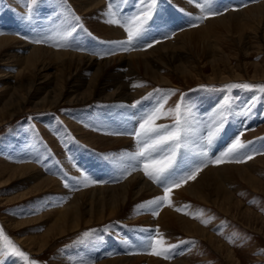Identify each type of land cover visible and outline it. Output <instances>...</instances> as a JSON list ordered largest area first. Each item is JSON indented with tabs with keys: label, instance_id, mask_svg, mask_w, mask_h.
Wrapping results in <instances>:
<instances>
[{
	"label": "rangeland",
	"instance_id": "374dc122",
	"mask_svg": "<svg viewBox=\"0 0 264 264\" xmlns=\"http://www.w3.org/2000/svg\"><path fill=\"white\" fill-rule=\"evenodd\" d=\"M99 1H101L100 7L86 12V9H82L79 0H39L34 6L32 18L28 19L26 0H0V36H12L18 40H24V43L30 46L29 49L34 46L44 47L51 51L85 55L96 61L149 51L168 41L173 43L177 41L180 44L175 46L182 48H176L174 53L161 58L162 60L152 61L148 67L132 69L130 65L113 66L98 80V87L103 82L126 84L128 93L135 96L131 100L104 99L93 95L85 102L62 103L57 108L44 111L36 110L33 105L45 95L47 90L53 91L58 85L57 88L60 90L64 88V90H71L78 94L87 88L95 69L78 71L73 69L72 72L67 70L63 72V77H60L53 63L54 68L31 75L37 86L29 88L28 82L21 86V78L14 76L19 71V67L16 66L19 64L17 60H9L8 64L0 61V90L7 88L15 93L22 90L23 92H18L15 97L19 96L23 100L28 93L32 101L28 103L29 109L18 112L14 117H8L0 125V163L9 160L19 161V163L30 162L44 175L55 178L61 185V188L55 191L54 189L43 190L22 201L16 200L8 204H5L8 198L29 189L31 183L21 180L0 188V226L13 242L28 254V260H35L37 264H97L105 259L131 257L137 254L145 255L138 264H151L150 262L154 259H159V264H236L235 260L227 257V250L221 251L201 234L188 233L180 227L167 232L166 229L145 221V217L155 214L151 209L141 211L138 206L149 201L152 198L150 195L144 199L129 202L119 214L111 218L85 226L76 231L77 233L70 234L67 239L51 244L42 254L33 253L24 244L23 237L39 235L46 230L45 220L35 222L34 219L48 213L51 209L63 206V203L66 204L77 193L86 189L98 186L118 187L132 176L140 174L151 186L159 190V196L164 194L163 187L145 176L142 168L137 167L136 170H131L135 162L129 161L126 157L120 158L121 153L136 151L135 138L126 134H112L117 131L130 132L138 128L141 117L150 111L164 94L154 93V89L177 90L174 95L168 97L163 111L174 108L181 94H186L188 102L192 105L194 117L192 139L195 142L191 144L190 150L182 149L183 153H187V158L179 162L180 170L177 176L187 174L195 166L192 163L194 160L198 162L205 159L197 155L200 151V138L207 134L204 125L210 124L211 118L226 97L231 100L232 114L221 135L208 148L206 159L209 162L200 173L207 171L210 167L219 168L221 164L224 165V163L217 165L211 161L224 153L240 132H244L241 138L243 141H252V144L248 145V149L256 153L252 159L259 157L264 159V92L244 88H224L225 85L233 83L264 84L263 76L254 77L256 70L253 65L258 63L264 67V25L259 24L258 20H253L254 29L252 27L248 29L245 23L246 14L243 12L246 8L264 0H211V9L220 14L209 17L203 22L197 20V17L202 15L198 6L202 0H158L156 12L152 21L149 22L147 31L128 50H124L120 44L116 43L127 39L125 29L108 23L107 4L109 0ZM140 6L139 0H124L120 4L119 11L124 16H131L139 10ZM231 12L233 16L227 17L225 25L216 20ZM70 13L71 16H78L79 22L72 19ZM211 19L216 22L210 23L213 21ZM66 20L69 21L67 25ZM77 23L82 27H77V31L72 34L65 46H59L64 42L60 40L57 32H63L67 27ZM193 24L197 26H191ZM211 24L214 31L208 39L196 36L197 33L194 35L195 38L186 36L177 38L184 31L197 30L198 32ZM100 25L117 30V32L106 37V32L98 28ZM49 37L51 39H48ZM37 39L44 42L35 43ZM155 41L160 42L155 43ZM149 43L153 46L147 47ZM214 45L217 48H214ZM17 53L24 55L28 53V50L20 49ZM105 53L112 54L105 55ZM214 53H217L216 58L221 56L225 59V63L221 62L213 66L210 60L213 59ZM185 68L190 71L184 72ZM220 71H225L229 78L222 79ZM153 72H157L159 76L156 77ZM44 73L51 76L50 81L40 84L42 79L39 78ZM162 76L170 77V81L156 80L158 78L161 80ZM19 84L20 87L18 86L17 90L12 88ZM111 87L107 92H112L116 86ZM141 91L144 92L141 93ZM149 93L153 95L149 96ZM10 95V92L9 95L0 92V115L3 114L1 112L3 105ZM144 97L148 98L142 99ZM138 100L141 101L139 105L135 108L130 107ZM173 119L172 116H162L156 123L170 125ZM86 133L108 137L111 140L129 138V141L113 146V148H103L86 139L84 136ZM111 154H117L116 159L119 163H113L111 159L106 158ZM235 159L239 157L233 158V162H227V164L235 163ZM262 164L264 163L259 162V165ZM125 169L131 171V174H127ZM84 173L94 180L104 182L85 187L76 179ZM258 176L264 181V171L261 176ZM66 179L67 186L65 185ZM219 180L223 181L221 184L224 188L227 186V190L231 189L230 193L242 200L244 208L248 207L264 218L263 191L252 189L250 184L237 177L232 181H225L219 176ZM214 189L212 187V191L215 192ZM61 193L67 197L70 195V197L63 202H58V197L60 199L64 197ZM171 200L173 205L169 206V209L181 213L212 233L225 247H229L228 249L234 252L239 264H264L263 221L253 220L249 224L247 219L235 217L214 202L198 197L185 196L176 200L175 188L172 190ZM167 206L165 204L159 209V216L163 208ZM177 208L183 210L177 211ZM159 216L155 215V218ZM202 220H207L208 223H202ZM16 221H26V224L21 229L15 228L12 223ZM157 228L167 244L176 245L169 259L149 254L148 238L156 234ZM89 230H93L91 235L85 237L83 234ZM28 260L10 253L0 255V264H28Z\"/></svg>",
	"mask_w": 264,
	"mask_h": 264
},
{
	"label": "bare ground",
	"instance_id": "6f19581e",
	"mask_svg": "<svg viewBox=\"0 0 264 264\" xmlns=\"http://www.w3.org/2000/svg\"><path fill=\"white\" fill-rule=\"evenodd\" d=\"M79 2H80V5L82 6V9L87 10L86 12H90L91 10L97 8L98 6L99 7L101 6V1L99 0H79ZM243 12L246 14L247 21L245 20L246 22L245 21L244 22L246 23V26L248 27V29L249 28L251 29V27L253 28V24H252L253 20L254 21L258 20L259 24L264 25V1L260 3L258 2V4L251 6L249 8H246ZM231 13L224 15L220 18H217L216 20L222 22V25H225V23L227 22L226 21L227 17L229 18L233 16V13L232 14ZM211 22H213L212 24H214V22L216 21L213 20V21H210V23ZM212 24L208 27L205 26L206 28L204 27L202 28V30L198 32L197 30L196 31L195 30L184 31L180 33L177 38L182 37V36H186L188 38L194 37L195 33H197L198 35L196 36H199L202 39H205V38L208 39L210 38L211 32L214 31ZM240 26H242L241 23H240ZM98 28L106 32L107 34L106 37H108V35H114L117 32V30H114V29H111V28H108L102 25L98 26ZM24 42H25L24 40L23 41L18 40L16 37H12V36H5V35L0 36V61H5L7 64H8L7 61L9 60H14V61L17 60L19 62V64L16 65L19 67V71L16 74H14V76L21 78L22 80L21 86L25 84L26 82H28V85H30L29 88H33V87L35 88L37 85L35 84V80L31 78V75L32 76L36 75L38 74L39 71L41 72L48 71L49 68L55 67L56 71L58 72L57 74L60 75V77H63L62 75L63 72L67 70L71 71L74 69L78 71L80 69L81 70L95 69L94 74L91 80L89 81L88 86H86L87 88L85 90L87 91L84 90L78 94H75L71 90L69 91L64 90V88L60 90L59 88H57L58 85H56L53 91L47 90L45 92V95L40 100L35 101L33 107L39 111L51 110V108H55V107L57 108L62 103L63 104H68V103L74 104V103H79V102H85L89 100L90 98H92L93 95H96L97 97L104 98V99L118 98V99H130L131 100V98L135 96L134 94L128 93L126 84L122 83V84L117 85L116 82H106V83L103 82V84L102 85L100 84V86L98 87L97 86L98 80L101 78V76H103L106 73L107 70H109V68H112L113 66L130 65L132 69L133 68L137 69L139 67H148L149 63H151L152 61L171 55L172 53H174L175 49L179 47V46H175L179 42L176 41L173 43L171 41H168V42L160 44L159 46L157 45V47L152 48L149 51L136 52L128 56H119V57L111 58V59L104 60V61H96L94 58L88 57L85 55H77V54H72V53H68L64 51H53V50L51 51L44 47L34 46L29 49L30 46H28ZM214 46H215L214 48H217L216 45ZM20 49H24L26 51L28 50V53L24 55L18 54L17 51ZM216 54L217 53H214L213 59L210 60V63L213 66L219 65L221 62L226 61L220 55H219L220 56L219 58H216ZM228 62H230L229 59H228ZM53 63H55L56 66L52 67ZM253 65L256 70L254 77H258L260 75L261 77L262 76L264 77L263 65H260L258 63H254ZM149 70L151 71V69ZM183 70H185L184 72L190 71L187 68ZM234 73L236 74V72ZM153 75H156V77L157 75L159 76L157 72H153ZM220 75L222 79L229 78V76L225 74V71H220ZM50 77L51 76L46 73L42 74V76L39 78L42 80L39 83L41 84V83H46L47 81H50ZM211 79H215V77H211ZM156 80L163 81V82H169L170 77L162 76L161 80L159 78ZM18 86L20 87V84L16 86H12V88L14 90H17ZM111 86H114V87L116 86V87L112 92H109V91L107 92L108 89L112 88ZM1 91L8 95L10 92L11 95L8 99L5 100V103L3 105V110L1 111L3 112V114L0 115V125H2L3 122L8 117H14L16 114H18V112H23V110H25L26 108L29 109L30 105L28 103L32 102L30 99L31 97H28L29 96L28 93L26 94V97L23 100L20 99L19 96L15 97V95H17L18 92H21L22 90H19L17 91V93H15V91L11 92L10 89L7 90V88H5V89L0 90V92ZM143 92L144 91H141V93ZM2 97L3 96H1V98ZM28 99H29V102H28ZM84 136H86V139L91 141L93 144L95 145L97 144L98 146H102L103 148H108V147L113 148V146L115 147L116 145H120V144L122 145L123 143H126L129 141L128 140L129 138H117V139L111 140L108 137L97 136V135L90 134V133H86ZM259 162L264 163V159H261L259 157V158H254L250 161H247L244 164L236 163V162L227 164L226 162V164L224 163V165L221 164L219 168L210 167L207 169V171L199 173L194 180H190L183 186L179 188H175L176 200H178L179 198H183L185 196L186 197L187 196L198 197L200 199H204L205 201L208 200V201L214 202L224 211L232 214L235 217L238 216V217H243L244 219H247L249 224H251L253 220H259V219L264 222V218H261V216L255 214L253 210H251L248 207L244 208L242 204L243 203L242 200L235 197L234 194L230 193L229 191H231V189L227 190L226 189L227 186L224 188L223 184H221L223 181L220 182L219 180V176H221L225 181L227 180L232 181V179L237 177V179L240 178V179L245 180L248 184H250L252 189L264 192V181L258 176V175L261 176L262 172L264 171V166H263L264 164L259 165ZM21 180L28 181L29 183H31L29 189L27 190L24 189L25 191L20 192L17 195L15 194L13 197L8 198L5 204L11 203V202L13 203L16 200L22 201L30 197L33 194L41 193L43 190L47 191V190L54 189L55 191L61 188L60 183H58V181L55 178L44 175L38 167H36L34 164L30 162L29 163H26V162L19 163V161L14 162V161L9 160L8 162L5 161V163H0V188H3L4 186L9 185L12 182H15V181L19 182ZM212 187L215 188L214 189L215 192L212 191ZM63 193H61V195H63ZM159 194H160L159 190L151 186L150 183L144 180L140 174H136L132 176L128 181H126L125 183H123L122 185L118 187L98 186L97 188L86 189L80 193H77L69 202H66V204L63 203V206L56 208V209L50 208L51 210L49 209L50 211L48 210L49 211L48 213L46 214L44 213V215L34 219L35 222L36 221L39 222L40 220H45L47 224L46 230L39 235L36 234L34 236L32 235L27 236V237L25 236L22 238V240L25 242L24 244H26L32 250L33 253H36L37 255L42 254L47 249V247H49L51 244L67 239V237L70 234H73L74 232L81 230L83 227L90 226L94 224L95 222H101L107 218H111L119 214L121 210H123V208H125L129 202L132 203L131 201H134L136 199L138 200L141 198L144 199L149 195L152 197L151 199H153L154 197L159 196ZM69 197L70 195H68V197L65 195L62 199L58 197V202H63L64 200H67ZM160 213L161 215L158 218H155V215L145 217L146 218L145 221L153 225L154 224L158 225L161 228L166 229L167 232L174 231L175 227L177 228L180 227L181 229H184L188 233L201 234L205 236L210 242H212V244H215L218 248H220L221 251L227 250L226 252L227 257L230 260H233V261L235 260L236 264H239V261L236 255L234 254V252L232 250H229L228 249L229 247H225L224 244L219 239H216L215 236L209 231H207L206 229L200 227L195 222L191 221L190 219H188L181 213H178V212L173 211L172 209H169V206L163 208L162 212ZM125 214H124V217L126 216ZM25 224H26V221H16L12 223V226L15 228L21 229L23 228V225ZM144 256L145 255L137 254L131 257H118V258L113 257V258L105 259L101 262H98V263L96 262V263L97 264H135L137 263L138 264ZM150 263L159 264V259H154V261ZM178 264H185V263H178Z\"/></svg>",
	"mask_w": 264,
	"mask_h": 264
},
{
	"label": "snow or ice",
	"instance_id": "6c2138e0",
	"mask_svg": "<svg viewBox=\"0 0 264 264\" xmlns=\"http://www.w3.org/2000/svg\"><path fill=\"white\" fill-rule=\"evenodd\" d=\"M39 0H26L27 3V18L31 19L34 6L37 5ZM124 0H109L107 4V15L109 17L108 23L119 25L123 27L127 33V39L124 41H118L116 43L120 44L124 50H128L134 42L141 38L147 31L149 22L152 21L153 16L156 12L158 0H139L141 5L139 10L131 16H124L120 13L119 7ZM199 8L201 9L202 15L197 17V20L203 22V20L219 15L220 13L215 12L211 9V0H202L199 3ZM70 17L77 22L80 18L78 16ZM66 25L69 23L68 20L65 21ZM193 27L196 24L191 25ZM77 27H82L78 23L67 27L63 32H57L60 40L63 44L59 46H65L68 39L72 36L74 32L77 31ZM169 38V37H165ZM48 39H51L49 37ZM35 43H43V40L37 39ZM160 41H155L159 43ZM153 44L149 43L147 47H152ZM112 53H105V55ZM225 89L234 88H244L249 90H258L264 92V84H227L224 86ZM177 90H162L154 89L153 92L164 93L153 108L147 111L138 122V128H134L130 132H114V135H131L136 141V151L134 152H124L120 154V158H128L129 161L135 162L131 170H136L137 167L142 168L145 176H147L154 183L161 185L163 187V195L156 196L153 199L146 201L143 205L138 206L141 211L146 209H151L156 216H159V209L167 204L172 206L171 193L174 188H179L186 184L190 180H194L197 175L207 166L209 162L207 157L208 148L215 142V140L223 132L229 116L231 113V100L226 97L220 105L216 114L211 118L210 124H205L204 128L206 130V135L200 138L199 148L200 151L197 154L199 157H204L198 162L193 161L195 165L191 170L185 175L177 176V172L180 170L179 162L187 158V153H183L182 149L191 148V144L194 143L192 139L193 133V109L192 105L188 102L186 94H181L180 100L176 103L174 108L163 111L164 105L167 103L168 97L174 95ZM152 96V93L148 94ZM144 97L142 99H147ZM141 101H135L130 107L135 108L139 105ZM162 116H172L173 123L158 124L156 123ZM244 132H240L233 142L227 147L226 151L222 153L211 163L221 164L226 162L242 163L246 160H250L256 153L251 152L248 149V145L252 144V141H243ZM117 154H111V156L106 157L111 159L113 163H119L116 159ZM127 174H131V171L125 169ZM80 184L87 187L90 184L103 183L104 181H97L92 179L87 173H84L81 177L76 178ZM65 185L67 186V179L65 180ZM187 207V206H186ZM177 211H182L183 209L177 208ZM202 223L207 224V220H202ZM93 230L85 232L83 235L88 237L91 235ZM0 255L12 254L18 257H22L28 260V254L21 250V248L16 245L11 238L5 233L2 226H0ZM176 245L167 244L159 233V229H156V234L149 236L148 238V249L149 254L163 257L164 259H169L173 255V250ZM28 264H37L35 260H28Z\"/></svg>",
	"mask_w": 264,
	"mask_h": 264
}]
</instances>
